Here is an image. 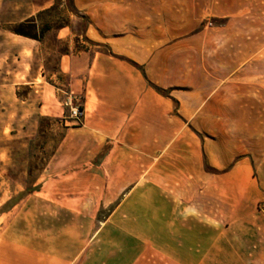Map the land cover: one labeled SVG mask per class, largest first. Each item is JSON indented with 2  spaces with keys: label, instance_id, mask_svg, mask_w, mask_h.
Returning a JSON list of instances; mask_svg holds the SVG:
<instances>
[{
  "label": "crops",
  "instance_id": "1",
  "mask_svg": "<svg viewBox=\"0 0 264 264\" xmlns=\"http://www.w3.org/2000/svg\"><path fill=\"white\" fill-rule=\"evenodd\" d=\"M203 3L204 19L225 23L218 77L205 58L194 75L195 37L180 39L177 26L147 28L146 15L116 10L91 14L89 46L60 62L82 120L66 129L49 182L0 214L10 216L0 227V264H212L224 258L212 247L226 229L253 227L259 203L264 214V154L243 152V124L228 123L249 116L253 131L264 116V0ZM211 35L209 24L204 54L215 49ZM24 81L47 90L38 76ZM23 85L13 83V97ZM249 256L264 264V252Z\"/></svg>",
  "mask_w": 264,
  "mask_h": 264
},
{
  "label": "rangeland",
  "instance_id": "2",
  "mask_svg": "<svg viewBox=\"0 0 264 264\" xmlns=\"http://www.w3.org/2000/svg\"><path fill=\"white\" fill-rule=\"evenodd\" d=\"M162 1L96 5L78 0L76 5L75 0H0V214H6L11 205L21 203L26 197L25 189L31 190L49 182L50 161L56 156L66 129L75 126L72 124L75 122L69 119L70 107L66 106L69 78L62 74L60 62L64 56L82 52L89 46L83 33L90 24L92 13L116 10L146 15L147 28L155 23H161L165 28L177 26L180 39L195 37L194 52L189 54L195 65L194 75H202L201 65L205 58L211 63V77L219 76L218 28L224 27V21L204 19L210 13L208 9L204 11L203 0ZM209 24L211 39L216 43L210 55L204 54L202 49V32L209 28ZM15 31L36 41L16 36L13 34ZM227 33H230L228 40L233 43V31L228 30ZM6 42L13 48L8 49L4 45ZM242 54L243 59H250L249 52ZM227 56L234 62L233 46H230ZM227 72H234V69H227ZM35 76L46 87V92L36 93L37 89L23 85L25 79L29 83ZM13 83L23 85L14 97ZM70 102L71 107L81 105L78 100ZM42 104L45 108L38 112V105ZM236 119L244 128L243 152L252 147L255 151L258 148L259 155L264 154V116L253 120V131L251 117L228 116V123L234 125ZM228 134L233 137L235 132ZM8 202L11 205H7ZM262 205L256 206L259 219L253 227L226 229L221 243L212 247V252H221L224 258L212 260V264H257L246 257L250 252H264ZM9 217H1L0 227ZM236 255H242L243 260L236 259Z\"/></svg>",
  "mask_w": 264,
  "mask_h": 264
},
{
  "label": "trees",
  "instance_id": "3",
  "mask_svg": "<svg viewBox=\"0 0 264 264\" xmlns=\"http://www.w3.org/2000/svg\"><path fill=\"white\" fill-rule=\"evenodd\" d=\"M13 34L14 35H16V36H19V37H23V38H26V39H30V40H33V41H36V39L35 38H32V37H30V36H28V35H26V34H24V33H21L20 31H15V32H13ZM159 94H162L161 92H159V91H157ZM80 110H81V108H80ZM205 172H207V173H211V174H218L216 171H214V170H212V169H210V168H208V167H205ZM38 189V187H34V189H31V190H28V189H25L24 190V193L26 194V196L27 195H29V194H31L34 190H37ZM11 202H8L7 203V205H9ZM11 205V204H10ZM16 204H13V205H11L10 206V208H8L7 210H6V212H9L14 206H15Z\"/></svg>",
  "mask_w": 264,
  "mask_h": 264
},
{
  "label": "built area",
  "instance_id": "4",
  "mask_svg": "<svg viewBox=\"0 0 264 264\" xmlns=\"http://www.w3.org/2000/svg\"><path fill=\"white\" fill-rule=\"evenodd\" d=\"M66 106H69V119H71L76 124H79L82 120V111L80 110V106L78 107H71V102L68 100L66 102Z\"/></svg>",
  "mask_w": 264,
  "mask_h": 264
}]
</instances>
